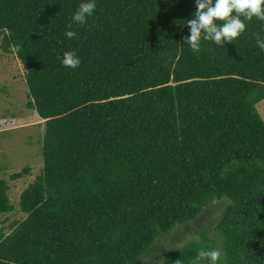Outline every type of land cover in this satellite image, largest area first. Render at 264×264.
<instances>
[{"label": "trees", "instance_id": "16d2710c", "mask_svg": "<svg viewBox=\"0 0 264 264\" xmlns=\"http://www.w3.org/2000/svg\"><path fill=\"white\" fill-rule=\"evenodd\" d=\"M81 2L0 0V48L14 50L44 122L42 169L20 194L25 216L0 227V264H139L148 253L206 264L198 253L217 243L206 230L158 248L217 202L220 264H264V22L193 53L195 0H97L70 29ZM66 51L78 68L62 65ZM8 189L0 179V216L14 208Z\"/></svg>", "mask_w": 264, "mask_h": 264}, {"label": "rangeland", "instance_id": "374dc122", "mask_svg": "<svg viewBox=\"0 0 264 264\" xmlns=\"http://www.w3.org/2000/svg\"><path fill=\"white\" fill-rule=\"evenodd\" d=\"M1 41V39H0ZM27 86L24 81V70L14 50L5 52L0 48V179L7 180L8 195L13 210L0 216V227H5L24 215L19 210L20 194L41 172L43 164L42 136L44 122L35 113V109L27 107ZM260 116L264 119V99L256 104ZM29 168L28 174L18 179H11L10 175ZM224 203L217 202L205 210L202 219L185 223L175 231L165 235L162 246L158 248L163 253L166 249L182 247L186 241H200L204 231L206 235L216 239V249L220 250L221 241L214 230L221 215ZM4 221V223H3ZM156 252V251H154ZM149 254V253H148ZM144 255L139 264H161L157 252L156 256L148 258ZM149 259V261H148Z\"/></svg>", "mask_w": 264, "mask_h": 264}, {"label": "clouds", "instance_id": "9594fccd", "mask_svg": "<svg viewBox=\"0 0 264 264\" xmlns=\"http://www.w3.org/2000/svg\"><path fill=\"white\" fill-rule=\"evenodd\" d=\"M195 5L193 19L187 21L190 35L184 38V43L193 53L200 51L202 41H211L218 46L232 43L245 32V21L255 18L264 22V0H195ZM96 8L97 0H82L72 14L69 28L71 29L72 24H86ZM76 36L77 33L73 30L65 32L67 39L71 40ZM256 46L264 52V39L258 37ZM61 63L65 68L76 69L81 60L75 51H66L63 53ZM22 214L25 216L24 213ZM192 239H198V237L194 236ZM198 257L206 264H220L222 252L213 248L200 251Z\"/></svg>", "mask_w": 264, "mask_h": 264}]
</instances>
